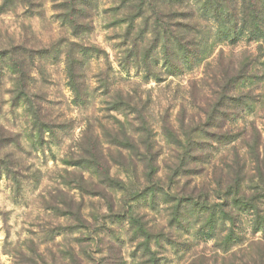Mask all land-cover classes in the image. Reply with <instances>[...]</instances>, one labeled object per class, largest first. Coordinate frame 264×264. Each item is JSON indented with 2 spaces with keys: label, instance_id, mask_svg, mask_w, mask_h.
I'll return each mask as SVG.
<instances>
[{
  "label": "rangeland",
  "instance_id": "1",
  "mask_svg": "<svg viewBox=\"0 0 264 264\" xmlns=\"http://www.w3.org/2000/svg\"><path fill=\"white\" fill-rule=\"evenodd\" d=\"M185 1L190 16L172 0L168 20L151 11L166 13L165 0H0V264H264L253 210L215 237L196 217L171 223L185 196L219 208L264 190V40L244 26L225 37ZM160 22L192 53L176 75ZM214 110L217 131L192 133Z\"/></svg>",
  "mask_w": 264,
  "mask_h": 264
},
{
  "label": "trees",
  "instance_id": "2",
  "mask_svg": "<svg viewBox=\"0 0 264 264\" xmlns=\"http://www.w3.org/2000/svg\"><path fill=\"white\" fill-rule=\"evenodd\" d=\"M146 0H139L140 2V8L143 7V4H145ZM164 3L166 6H164V9H166V13H160L155 12L154 6L151 8V11L158 15L160 18L164 19H170L171 15L168 11L173 7L174 4H172V0H165ZM178 7L183 9L184 12H182L183 17L190 16L191 12L186 11V1L185 0H175ZM200 2L199 9L200 11L204 13H208L211 18L215 21V23L218 26L219 32H223L225 37H230L231 39H236L237 32L239 30L240 26H244L248 33L253 37L254 39H262L264 40V0H198ZM84 3H75L71 5L64 6V9L66 11H71L75 6L77 9H80L83 7ZM149 6L151 4H148ZM168 10V11H167ZM141 17V13L139 14ZM193 17V16H192ZM65 22L72 25L74 27V19L72 16L67 15L64 17ZM157 22H159V18H157ZM162 34H163V45L165 50V56L164 61L166 65L168 66L167 70L171 75H176L178 71H180L179 66H181L182 63H185L189 65L192 60L191 52H188V50L185 47V42H183L182 39H178L173 34V31L171 30L170 24H161ZM184 28V25L181 26ZM198 51L194 52L193 59H196L198 56ZM189 54V55H188ZM151 59V57L148 56L143 60L144 64L146 61ZM175 59V60H174ZM176 62V63H175ZM17 64L13 61L10 63L9 67L13 72H15ZM146 71H149V66H146ZM24 97V106L26 109V113L30 115L31 117H34L35 114H33L31 105V100L28 99L27 95H23ZM223 104H221L222 106ZM217 109V108H216ZM221 113L214 110L212 113H208L207 121L205 126H203L202 130L194 131H204V134H206V127L210 129H217L219 128V125L217 121L221 117ZM35 119V118H34ZM37 126V125H36ZM37 129H41V127H37ZM208 134V133H207ZM206 134V135H207ZM211 134H208V136ZM231 135L228 132H218L215 135V139L217 143L220 145H226L230 141L233 140V138L230 137ZM169 138L171 141L178 143V138L175 137L173 134L169 135ZM199 145V146H196ZM196 149H202L201 144H195L193 145ZM193 148L195 151L196 149ZM185 149V148H184ZM192 149V148H191ZM148 152V155L151 154V148H147L146 150ZM154 156H151V163L146 166V170H148V173L144 174L145 180L150 184V188H148V192L152 195V200L155 201L157 199L156 196V189L159 187L157 183L154 182V176L157 174L156 167L154 166L153 162ZM109 184V182H107ZM110 185V184H109ZM162 191V203L169 204L175 202L172 200L174 197H171V195L168 192ZM233 195V196H232ZM232 201L228 202L225 199V204L221 205L219 208L217 206L210 205L208 196L205 193H200L199 196L193 197V196H185L184 200L182 201V204L180 202L178 203L177 207L178 209H174V211L179 210L175 213L174 218H172L171 223L175 226H183L184 222L189 221V219H192V217H196V222L200 224L198 232L203 233L207 235L208 237H215L218 236V233H220L223 228L226 226L227 223L231 224V228L235 227V221L237 216L235 215L236 212H242V211H248L253 210L256 212V217L253 220V226L255 229H263L264 230V215L260 216L258 213V208L256 203L258 204L259 201H262L264 203V190L260 197L253 198L252 196L247 197L245 195L238 196V193L232 194ZM255 202V204H254ZM173 217V215H172ZM229 229L228 234L223 238L225 245L228 246L233 243L235 240V232L233 229ZM145 247L148 250V244H145ZM153 263V262H152Z\"/></svg>",
  "mask_w": 264,
  "mask_h": 264
}]
</instances>
